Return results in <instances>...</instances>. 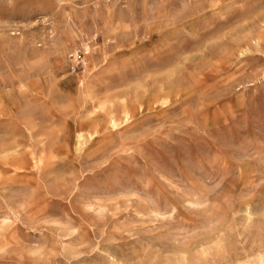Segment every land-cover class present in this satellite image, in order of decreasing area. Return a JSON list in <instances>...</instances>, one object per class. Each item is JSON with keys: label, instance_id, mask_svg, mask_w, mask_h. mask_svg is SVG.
Returning <instances> with one entry per match:
<instances>
[{"label": "rangeland", "instance_id": "1", "mask_svg": "<svg viewBox=\"0 0 264 264\" xmlns=\"http://www.w3.org/2000/svg\"><path fill=\"white\" fill-rule=\"evenodd\" d=\"M2 141L0 264H264V0H0Z\"/></svg>", "mask_w": 264, "mask_h": 264}, {"label": "bare ground", "instance_id": "2", "mask_svg": "<svg viewBox=\"0 0 264 264\" xmlns=\"http://www.w3.org/2000/svg\"><path fill=\"white\" fill-rule=\"evenodd\" d=\"M5 23V22H4ZM79 45H82L83 47V50L84 52L88 53L90 52V46L87 45V43L84 41V39H81L80 42H79ZM76 52V49H71V50H68L67 51V54H71V53H75ZM76 56V55H75ZM74 57V56H73ZM119 57V56H118ZM85 64H86V61H84ZM84 82V81H83ZM104 100V98H102ZM102 99L100 101H102ZM108 100V99H106ZM114 100V99H113ZM107 102V101H106ZM102 102L101 105H100V108L103 110V111H107V108H108V102ZM119 105L121 107V113H120V117L117 116V114L114 112V111H107V121H106V124L107 126H110V127H117L119 126L120 124H122L123 122H126L127 120L130 119L131 117V114L130 112L126 109V104H127V98L126 97H120L119 99ZM113 103V102H112ZM117 103V102H116ZM99 105V104H98ZM5 110V109H4ZM95 112V111H93ZM92 112V113H93ZM97 112V111H96ZM91 113V111H90ZM102 113V112H101ZM90 115V114H89ZM105 128V127H104ZM97 132V131H96ZM76 134V140L79 144L83 143L87 136L86 134L83 132V131H78ZM74 143V142H73ZM13 146V142H0V150L1 151H6V150H9L11 149ZM85 146V145H84ZM19 152V151H18ZM197 156V155H196ZM41 160V159H40ZM63 164V163H62ZM61 165V164H60ZM229 170V169H228ZM151 193V192H150ZM186 222V221H185ZM63 243V242H62ZM264 243V242H262ZM211 247V245H209L207 248H203L201 250V254H205L207 252V249H209ZM260 253V252H259ZM247 255V254H246ZM262 258V257H261ZM177 262H179V264H198L199 262H201V260L196 258H191L188 256V253L184 250V251H181L180 252V255L177 259ZM196 262V263H195ZM261 262V261H260Z\"/></svg>", "mask_w": 264, "mask_h": 264}]
</instances>
